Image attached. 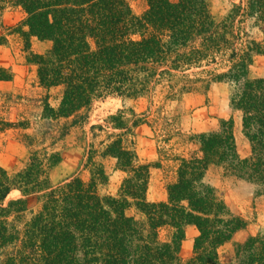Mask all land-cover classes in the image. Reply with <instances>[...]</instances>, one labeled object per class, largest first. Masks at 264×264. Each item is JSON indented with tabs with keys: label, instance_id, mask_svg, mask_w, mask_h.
I'll return each mask as SVG.
<instances>
[{
	"label": "trees",
	"instance_id": "16d2710c",
	"mask_svg": "<svg viewBox=\"0 0 264 264\" xmlns=\"http://www.w3.org/2000/svg\"><path fill=\"white\" fill-rule=\"evenodd\" d=\"M145 2L137 16L126 0H0V16L8 6L25 12L17 31L26 50L31 37L50 43L43 53L29 52L41 91H0V139L12 131L30 149L22 169L10 174L0 167V264H264V229L220 261L219 248L247 223L205 180L216 167L264 193V77L249 75L254 57L264 55V37L242 40L248 34L241 27L252 20L264 35V0H231L218 19L209 0ZM218 57L225 62L221 71L205 68ZM11 77L0 67V81ZM210 82L228 85L249 155L237 152L232 118L215 130L186 134L180 116L166 110ZM52 89H58L56 105ZM156 94L168 102L155 107ZM143 97L149 100L143 111L125 105ZM108 98L122 105L89 127L80 160L87 179L51 184L47 171L60 160L54 145ZM143 123L157 129L155 162L139 161L133 147ZM172 139L195 148L169 158L172 146L165 145ZM167 159L173 175L166 199L150 202V170ZM109 161L125 173L115 194L100 192ZM13 190L19 195L7 199ZM187 226L197 234L183 259Z\"/></svg>",
	"mask_w": 264,
	"mask_h": 264
},
{
	"label": "rangeland",
	"instance_id": "374dc122",
	"mask_svg": "<svg viewBox=\"0 0 264 264\" xmlns=\"http://www.w3.org/2000/svg\"><path fill=\"white\" fill-rule=\"evenodd\" d=\"M132 13L140 16L147 4L145 0H126ZM210 12L218 19L224 16L231 6V0H209ZM25 18V12L20 7H6L0 16V67L6 68L12 75L9 81H0V91L6 90H30L37 92L41 88L37 87L36 67L28 61L29 52L43 53L49 46L48 41H40L31 37L29 49H25L23 38L17 31ZM241 27L248 36H243L242 40L256 39L264 37L257 26L252 24V20H245ZM25 30V29H24ZM216 63H210L205 68H215L221 71L224 63L221 58L216 59ZM221 60V61H220ZM250 77H264V55L254 57L249 67ZM50 102L57 104L59 93L58 89H52ZM148 99L143 97L135 101H126V106H132L136 111H143L148 104ZM154 106L168 102L162 95L156 94L153 97ZM122 102L118 98H108L101 102H96L90 111L88 123L82 126H75L56 142L54 150L60 155V160L52 165L47 175L51 184H57L71 176L79 175L87 179V172L82 171L80 160L84 145L89 141V127L91 124L100 122L107 114L113 112ZM166 110L180 116L181 126L186 134H197L209 132L218 128L221 120L232 118L233 136L238 154L241 157L249 155V143L241 130L240 113L233 111L229 106V90L225 83L210 82L207 88L200 87L188 93L182 94L178 101H173L165 105ZM157 129L150 124L139 125L132 136L133 147L136 151L138 160L141 162H155L158 160L157 142L155 133ZM163 144H161L162 146ZM169 149L170 157L179 153H188L195 148L193 143H186L181 146L174 144L172 139L165 148ZM33 147L32 149H37ZM30 149L23 145L16 135L9 131L0 139V167L7 172L14 173L22 169L28 157ZM173 162L171 159L163 160L162 166L152 168L146 192V198L150 202L166 199V184L172 180ZM107 172L109 174L106 185L100 187L101 193L115 194L119 188L125 173L113 168V161L107 162ZM206 182L210 183L217 190L221 199L228 207L230 212L237 214L246 220V227L238 230L232 239L222 245L218 250L221 262H228L233 257L234 244L243 241L247 236L264 229V193L259 192L258 188L246 179L238 178L225 174L222 169L213 167L206 176ZM19 195L17 190H13L7 199ZM6 199V200H7ZM35 207L34 202L29 204V210ZM164 233V232H163ZM162 233V234H163ZM197 230L193 226L185 229V239L181 245V256L187 259L192 254L193 238Z\"/></svg>",
	"mask_w": 264,
	"mask_h": 264
}]
</instances>
